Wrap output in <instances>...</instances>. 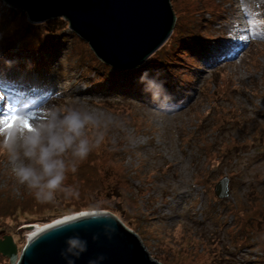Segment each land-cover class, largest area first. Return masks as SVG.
Listing matches in <instances>:
<instances>
[{"label":"rangeland","instance_id":"374dc122","mask_svg":"<svg viewBox=\"0 0 264 264\" xmlns=\"http://www.w3.org/2000/svg\"><path fill=\"white\" fill-rule=\"evenodd\" d=\"M171 3L175 28L183 24L179 17L187 16L192 27L213 38L207 42L208 55L186 53L193 64L175 69L181 75L173 80L180 86L174 90L166 86L173 79L171 71L144 77V89L138 92L130 91L131 83H124L129 79L119 76L124 85L114 89L100 70L78 67L79 53L86 55V48L68 31L50 72L19 66L0 48V239L11 235L19 253L28 240V225L83 211H109L163 264H264V223L257 222L264 217V0ZM206 7L216 9L215 19L212 12H202ZM6 14L0 6V15ZM182 40L191 43L188 35ZM20 42L8 51H18ZM193 43L196 51L203 44ZM18 80L28 87L22 105L8 92L18 88ZM156 83L163 90L154 101ZM81 105L105 112L115 122L77 171L67 173L65 185L79 195L58 191L53 201L40 202L15 175L4 147L5 121L27 112L34 122L47 108ZM87 134L92 137L93 130ZM225 176L230 194L219 199L214 188ZM3 257L0 253V264H10Z\"/></svg>","mask_w":264,"mask_h":264},{"label":"water","instance_id":"95a60500","mask_svg":"<svg viewBox=\"0 0 264 264\" xmlns=\"http://www.w3.org/2000/svg\"><path fill=\"white\" fill-rule=\"evenodd\" d=\"M1 1L24 10L31 23L62 17L101 62L117 69L144 63L165 44L177 22L171 0ZM229 180L225 176L215 185L219 199L229 196ZM59 222L28 237L20 253L13 237L5 235L0 253L11 264H68L69 258L75 264H163L151 256L136 232L109 211L86 212ZM71 237L87 242V250L78 257L66 254Z\"/></svg>","mask_w":264,"mask_h":264},{"label":"clouds","instance_id":"9594fccd","mask_svg":"<svg viewBox=\"0 0 264 264\" xmlns=\"http://www.w3.org/2000/svg\"><path fill=\"white\" fill-rule=\"evenodd\" d=\"M145 76L146 72L140 79ZM154 87L151 95L157 101L163 85L156 83ZM22 116H27V112ZM114 122L115 117L85 105L47 108L42 118L33 122L32 129L25 127L22 119L6 131L4 139L19 183L27 185L40 202L53 201L58 191L78 196L76 189L64 183L67 173H75L79 162L101 145ZM88 129L93 130L92 137L87 134ZM67 243L66 254L78 257L87 250V242L79 237H71ZM68 264H75V260L69 258Z\"/></svg>","mask_w":264,"mask_h":264},{"label":"trees","instance_id":"16d2710c","mask_svg":"<svg viewBox=\"0 0 264 264\" xmlns=\"http://www.w3.org/2000/svg\"><path fill=\"white\" fill-rule=\"evenodd\" d=\"M0 6L7 9V14L5 16L0 15V34L2 31L4 32V36L0 38V48H3V51H5L8 56L15 57V59L19 63V66L29 67L32 65L34 67H40L41 69H45L46 71L50 72L51 64L56 57L55 54L58 52L57 56H59V52H61L64 47L63 44H66L67 42L65 32L68 31V33H70L68 34V36L73 35L74 37H76V40L82 43L86 48V55L85 53H79L80 57L78 58V67H88L89 69L90 67H93L95 70H100L104 78L107 79L106 81H108V84H111L114 89L119 87L120 85H124L122 82H119L118 79L119 76H124L125 78L129 79V83L124 82L125 85H130L131 83L128 89L132 92H138L144 89L141 86L140 82L142 80L140 79V77L142 73L145 72V77L150 78L153 73H156L157 75L171 71V74H173V79H170V84L166 82V86H169L170 89H172L174 86L180 87L173 85V80H179V76L181 75V72L175 74V69L183 66L185 70L187 69L186 63H191L190 61H188L189 57L186 54L187 52L192 53L193 51L194 53H205L206 55H208L210 53V49L207 42L209 39H213L211 35L209 36L208 33V35L202 34L200 29H197V27H192L191 23L187 22L189 17L185 16L183 18L182 16L179 18L183 24L177 25L174 32L172 33V36L165 42V44L140 66L133 69H110L109 66L98 61V59L90 50L88 44L84 40L80 39L69 30L68 22L65 19L58 17L47 20L44 23L34 24L27 19V14L24 10L7 7L1 2V0ZM199 6L202 5H198L197 10L199 9ZM207 11L213 13L214 19L218 15L215 8L206 7L204 10H202V12ZM223 11L224 8H221L220 15L223 14ZM16 21L18 22V25L13 26V22ZM199 21L201 24V20ZM184 25L186 27L185 30L183 29ZM205 26L206 23L202 25V28ZM258 34L260 35L261 33L259 32ZM185 35H188L189 40H191V45H187L186 43L182 42V38ZM221 38L226 39L224 35H222ZM17 39L21 40L20 44L18 45V51L9 52L8 50L11 48L12 44L17 41ZM180 39L182 41H180ZM69 41H71L70 38L68 39V42ZM193 41H196L197 43H203L201 45L202 47H200V50L196 51V49H198V45L194 44ZM262 42H264V40H262ZM195 54L192 55V58L201 61ZM182 55H186L187 57L182 59ZM88 57H92V59H89ZM19 58L23 59V63L19 62ZM85 62H87L90 66H86ZM212 78H215L214 82H219L221 79L218 78V76L215 77V73H213ZM219 202L222 204L223 208L228 207V203L226 202V200H219ZM223 203L226 205V207L223 206ZM248 221L249 220H246V223ZM257 222L260 223V225L264 223V217H259L257 219ZM3 258L10 263L9 259H7L6 257Z\"/></svg>","mask_w":264,"mask_h":264},{"label":"bare ground","instance_id":"6f19581e","mask_svg":"<svg viewBox=\"0 0 264 264\" xmlns=\"http://www.w3.org/2000/svg\"><path fill=\"white\" fill-rule=\"evenodd\" d=\"M58 55V52L55 54V56L56 57H58L57 56ZM55 57V58H56ZM8 67V69L10 70L11 68H10V66H7ZM5 70H7L6 69V67L4 68ZM9 70H8V72H9ZM21 70V69H20ZM10 72H13V71H10ZM7 73V72H6ZM0 76H4V75H2V74H0ZM21 80H22V78H20ZM2 81H0V91L1 90H3L1 87H2V85H4V82H2ZM31 84H32V82H31ZM14 85H12V87H13ZM24 88L25 89H27L28 87H27V85L24 83ZM10 94H12L13 96L14 95H16L17 93H16V91H8ZM13 96H11L12 98H15V97H13ZM8 98H10V97H8ZM20 98V99H19ZM13 100H15V99H13ZM17 100V105H22L23 104V102H22V100H23V98L21 99V97H18V99H16ZM19 100V101H18ZM88 213V211H83V212H80V213H72V214H67V215H65V216H62V217H59V218H57V219H54V220H52V221H48V222H43V223H34V224H32V226H33V228L32 229H30V230H28L30 233L28 234V237L30 238L33 234H35L36 232H38V231H40L41 229H43V228H45V227H47V226H49L50 224H53V223H55V222H59V221H62V220H65V219H68V218H72V217H74V216H77V215H80V214H84V213Z\"/></svg>","mask_w":264,"mask_h":264},{"label":"snow or ice","instance_id":"6c2138e0","mask_svg":"<svg viewBox=\"0 0 264 264\" xmlns=\"http://www.w3.org/2000/svg\"><path fill=\"white\" fill-rule=\"evenodd\" d=\"M32 115H33L32 113H27V116H22V114L20 113L14 114L5 121L6 126L3 130L7 131L9 128H14L17 125V123H19L22 119L24 121L25 127L32 129L33 128Z\"/></svg>","mask_w":264,"mask_h":264}]
</instances>
